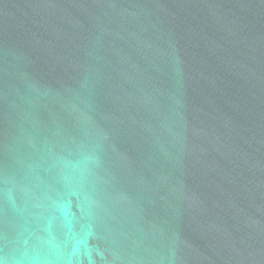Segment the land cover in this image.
Returning a JSON list of instances; mask_svg holds the SVG:
<instances>
[{
  "label": "water",
  "instance_id": "1",
  "mask_svg": "<svg viewBox=\"0 0 264 264\" xmlns=\"http://www.w3.org/2000/svg\"><path fill=\"white\" fill-rule=\"evenodd\" d=\"M0 264H264V0H0Z\"/></svg>",
  "mask_w": 264,
  "mask_h": 264
}]
</instances>
